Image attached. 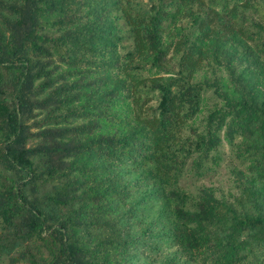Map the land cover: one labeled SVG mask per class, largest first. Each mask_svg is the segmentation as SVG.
<instances>
[{"label":"trees","instance_id":"obj_1","mask_svg":"<svg viewBox=\"0 0 264 264\" xmlns=\"http://www.w3.org/2000/svg\"><path fill=\"white\" fill-rule=\"evenodd\" d=\"M261 86L264 0H0V264H264Z\"/></svg>","mask_w":264,"mask_h":264},{"label":"rangeland","instance_id":"obj_2","mask_svg":"<svg viewBox=\"0 0 264 264\" xmlns=\"http://www.w3.org/2000/svg\"><path fill=\"white\" fill-rule=\"evenodd\" d=\"M169 42V41H167ZM175 65L176 68V60L172 62ZM174 68V70H175ZM157 71H159L160 73V69L158 70L157 68H153L149 71V73L151 74H155ZM148 72V71H147ZM147 74V73H146ZM165 74V73H164ZM167 75H173V73H166ZM218 76L220 77H224V72H218L217 73ZM208 81V82H213L214 80V73L210 70H204V71H200L198 73H196L194 75L193 81L194 82H200V81ZM262 92L264 94V86H261ZM83 101V100H82ZM219 102L218 97L216 96V94L213 92L212 89H208L207 91L204 92L203 94V105H202V109L197 117V119L195 120V125L200 124L203 119L207 116L208 112L213 110L217 104ZM107 127H104V129H106ZM37 130V129H34ZM220 153L223 155L224 161H222V166L221 168L217 171V173L213 176H211L210 178L206 179L205 181H203L204 183H206L207 185H212L216 188V190L218 191V194L221 193H227L231 190L234 191L233 186H234V182H233V177L232 174L230 173L231 170V160H232V155H231V151H230V147L229 145L224 142L223 145L220 148ZM192 181L191 179H188V183ZM135 234H139V231L136 229L134 231ZM166 254L161 255V256H155L153 258L154 262L152 264H164V260ZM141 259V257L139 258ZM139 263L141 264H146L145 261L141 260ZM173 264H183L180 262L177 263H173Z\"/></svg>","mask_w":264,"mask_h":264}]
</instances>
